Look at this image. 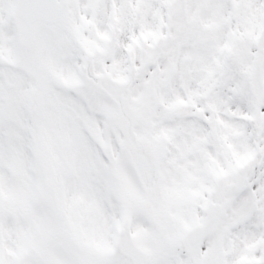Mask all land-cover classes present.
Returning a JSON list of instances; mask_svg holds the SVG:
<instances>
[{
    "label": "snow or ice",
    "instance_id": "snow-or-ice-1",
    "mask_svg": "<svg viewBox=\"0 0 264 264\" xmlns=\"http://www.w3.org/2000/svg\"><path fill=\"white\" fill-rule=\"evenodd\" d=\"M0 264H264V0H0Z\"/></svg>",
    "mask_w": 264,
    "mask_h": 264
}]
</instances>
